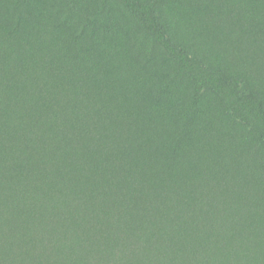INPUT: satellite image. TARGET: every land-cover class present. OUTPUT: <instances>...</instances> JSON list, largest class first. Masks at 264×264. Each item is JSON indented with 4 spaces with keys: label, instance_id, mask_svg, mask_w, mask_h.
<instances>
[{
    "label": "trees",
    "instance_id": "obj_1",
    "mask_svg": "<svg viewBox=\"0 0 264 264\" xmlns=\"http://www.w3.org/2000/svg\"><path fill=\"white\" fill-rule=\"evenodd\" d=\"M154 48L264 138V0H0V264H264V149Z\"/></svg>",
    "mask_w": 264,
    "mask_h": 264
},
{
    "label": "rangeland",
    "instance_id": "obj_2",
    "mask_svg": "<svg viewBox=\"0 0 264 264\" xmlns=\"http://www.w3.org/2000/svg\"><path fill=\"white\" fill-rule=\"evenodd\" d=\"M79 18H83L82 14L79 12ZM82 23L85 21L79 19ZM136 26L140 27V22L138 20L135 21ZM156 53L151 57V61L156 62L155 64L159 65V68L154 64V72L157 73L156 81H158L161 76H163L166 80H168L170 86L173 83L178 87H185L187 90V97L185 104L188 102L193 103V109L191 112V116L189 119H194L196 121L201 120V103H207L214 112L213 117H219L220 119H225L227 122L230 121L231 125L235 128L240 126L242 130L249 131V137L254 144L253 148L255 150L264 149V138L258 140V134L251 130V128L245 124L243 121L239 119L232 112H226L224 109V103L222 99H220L213 91L209 89H203L199 93H196L194 87L191 82L192 79L189 74L182 72L179 69V64L175 63L168 59L167 55L159 49H155ZM237 90L241 95H249L250 91L247 87L246 83L242 79H237ZM209 123V121L207 122Z\"/></svg>",
    "mask_w": 264,
    "mask_h": 264
}]
</instances>
